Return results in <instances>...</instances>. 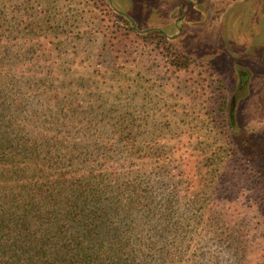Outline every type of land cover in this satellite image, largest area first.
<instances>
[{
  "label": "trees",
  "instance_id": "trees-1",
  "mask_svg": "<svg viewBox=\"0 0 264 264\" xmlns=\"http://www.w3.org/2000/svg\"><path fill=\"white\" fill-rule=\"evenodd\" d=\"M11 1L21 4L0 3V264H264V166L240 152L235 123L226 117L228 90L211 64L180 52L162 32L137 31L107 0H77L57 27L50 22L62 20L64 0ZM23 18L42 29L36 45L12 36L17 28L10 24ZM57 34L69 42H57ZM9 35L13 40H5ZM83 51H95L97 68L81 73V61H73L64 81L56 74L61 55ZM138 52L163 61L168 79L183 83L189 98L183 109H198L218 155L190 151L192 137L178 147L169 117V137L162 123L149 135L142 119L131 117L122 97L140 90L129 75L119 83L112 68ZM41 59L50 71L44 77L35 69ZM144 61L139 76L149 74ZM30 98L35 106L26 110ZM166 107L174 117L176 108ZM114 113L124 134L97 140L85 131ZM140 130L146 141L133 134ZM219 211L228 214L221 226L246 231H224L223 238L194 231ZM222 240L232 241L224 252Z\"/></svg>",
  "mask_w": 264,
  "mask_h": 264
},
{
  "label": "rangeland",
  "instance_id": "rangeland-1",
  "mask_svg": "<svg viewBox=\"0 0 264 264\" xmlns=\"http://www.w3.org/2000/svg\"><path fill=\"white\" fill-rule=\"evenodd\" d=\"M178 1L107 0L110 8L115 12V16L118 17L120 14L126 16V18L131 20V24L137 31L160 29L167 37L172 36L171 41L180 52L211 64L212 68L223 79L228 90V111L226 117L228 120L232 117L231 119L235 123L236 129H233V133L236 134L235 137L239 144L240 152L251 162L264 166V62L262 59L264 55V8L257 6V2H254V0H200L199 5L206 9V12H203L205 16L196 15L193 10L191 11L187 7V12L193 13V17L188 16V20H191V23L190 25H179L183 30L178 33L175 26V20L180 14L179 9L175 10V5ZM0 3L8 6L21 4V2H12L11 0H0ZM62 4L64 6L62 8V20L54 19L50 22L54 27L69 20L72 10L74 11L75 7L78 6L77 0H64ZM84 5L85 2L83 1L81 7ZM190 12L189 14H191ZM7 17L9 20L11 19L10 15ZM22 21L20 25H17V22L10 24L13 28H17H14L15 32L12 36L17 38V43L19 44L24 43L23 41L26 40L29 46L36 45L38 36H40L38 31H42L36 23L34 24L37 20L23 18ZM86 25V23L80 24L81 31L86 30ZM65 29L70 31L69 27H65ZM12 36H6L5 40H13ZM57 36V42H62V44L69 42L66 40L65 34H57ZM51 37L53 39V35ZM53 40H56V38ZM31 52L34 53V49ZM95 54V51H83L74 53V57H72L70 53L65 52L60 57L62 58L59 62L61 66L59 71H56V74L61 78L63 74L64 78L62 79L67 81L65 79L70 73L68 69H71V73L75 70L74 66H71L73 61L76 63L81 61L80 64L83 66L81 73L91 74L97 68ZM30 55L31 53H29ZM140 59L145 60V67L150 68L149 74L144 75V73H141L140 76L136 74L139 71L137 64ZM42 61L43 59L39 60L38 67H35V69L43 71L40 76L44 77L46 75L45 71H50L48 68H43L46 64ZM89 63L92 65L91 68L84 67ZM55 67L56 65H54ZM79 70H76V72H80ZM113 70L115 74L118 73L119 83H124L123 81L129 75L128 80H133L129 84L133 88L137 87L140 90L138 96L130 97L126 100L122 97L121 102L128 104L126 106L130 109L132 118L142 119L139 121L146 124L149 135H151L149 130L152 127L156 128L162 123L165 126L162 135L169 137L166 134L168 131L166 117H169L176 122L172 123V129L180 137L179 141L175 142L178 147L192 137L193 148L190 151H194L196 154L204 152L210 154L211 152L209 151L213 149V152H216L217 155L219 154V151L214 146L213 138L211 136L206 138L208 133L202 127L196 114L198 109H183L187 101H189L183 83L176 84L175 78L172 76L168 79L170 73L167 72V67H165L163 61L155 60V57L148 52L144 54L138 52L136 59L132 58L126 64L122 60L117 59V65L113 66ZM52 72L53 70H51ZM18 73L24 75V72ZM31 75L33 80H37L39 77L38 73H31ZM22 79L26 81L25 77H22ZM55 84L58 86V82H55ZM88 87L89 84H86L85 88ZM32 103L31 98L28 101H24V109H32L35 106ZM104 103L107 102L104 101ZM103 106L108 108L110 104H103ZM166 106L171 109L176 108L174 117ZM120 107H123V104L113 106L116 111H122V109H119ZM231 113L232 116H230ZM109 118L110 116H98L93 126H88L85 131L95 135L97 140L107 134L113 137L122 134L121 125L116 124L119 121L117 113L113 114L112 118L114 119L110 120ZM187 121H192L191 126L194 129H188L185 125ZM136 133L138 134L136 139L146 141L147 133L145 134L141 130L133 131V134ZM199 142H201L200 147H197ZM207 163L211 162L207 161ZM228 198L230 199V197ZM205 199L200 198L198 200L202 202ZM198 207H200V204H198ZM224 212L219 211L217 212V217H210L212 222L204 227L206 230H202L199 226L194 231H207L210 238L221 234V232V237L223 238L224 231H246L242 226L236 228V225L229 229L224 225L221 226L224 223L223 220L227 219L228 216ZM197 213L200 214L199 208ZM230 242L232 241L222 240L219 246H221L220 248L223 252L224 250L226 251V245ZM193 245L197 250L200 246L199 240L197 243L193 242ZM221 249L220 253L223 254Z\"/></svg>",
  "mask_w": 264,
  "mask_h": 264
},
{
  "label": "flooded vegetation",
  "instance_id": "flooded-vegetation-1",
  "mask_svg": "<svg viewBox=\"0 0 264 264\" xmlns=\"http://www.w3.org/2000/svg\"><path fill=\"white\" fill-rule=\"evenodd\" d=\"M255 1L257 2V6H260V8H262V7L264 8V0H254V2ZM199 2H200V0H188V1L179 0L177 2V4L175 5V10L179 9L178 11L180 12V14H179V17H177L176 20H175V26L177 28L178 33L182 32V30H183L182 27H179V25H181V24H185V25L189 24L190 25V23H191V20H188V16L190 15V16L193 17V13H191L189 11L191 13V14H189V12H187L188 11L187 7H189V9L191 11L193 10L196 15L199 14V15H201V17L205 16V13H203V12H206V9L201 7L199 5ZM121 16L126 18V16H124L122 14H121ZM128 20L131 22L130 19H128ZM147 30L159 31V32H162L164 34V32L162 30H160V29H147ZM168 38L171 40L172 36L168 37ZM262 59H263V62H264V55L262 56Z\"/></svg>",
  "mask_w": 264,
  "mask_h": 264
}]
</instances>
